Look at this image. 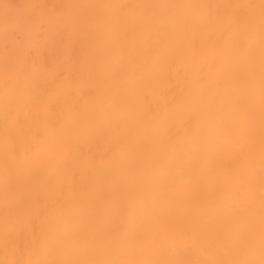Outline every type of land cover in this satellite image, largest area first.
I'll return each mask as SVG.
<instances>
[{
	"label": "bare ground",
	"instance_id": "1",
	"mask_svg": "<svg viewBox=\"0 0 264 264\" xmlns=\"http://www.w3.org/2000/svg\"><path fill=\"white\" fill-rule=\"evenodd\" d=\"M0 264H264V0H0Z\"/></svg>",
	"mask_w": 264,
	"mask_h": 264
}]
</instances>
